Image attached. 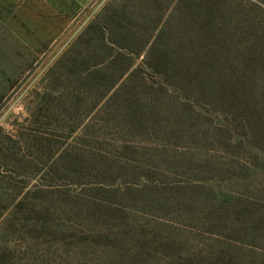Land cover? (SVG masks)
Segmentation results:
<instances>
[{
	"label": "rangeland",
	"instance_id": "374dc122",
	"mask_svg": "<svg viewBox=\"0 0 264 264\" xmlns=\"http://www.w3.org/2000/svg\"><path fill=\"white\" fill-rule=\"evenodd\" d=\"M139 4L0 2V264H264V0L172 7L164 77L110 42Z\"/></svg>",
	"mask_w": 264,
	"mask_h": 264
},
{
	"label": "trees",
	"instance_id": "16d2710c",
	"mask_svg": "<svg viewBox=\"0 0 264 264\" xmlns=\"http://www.w3.org/2000/svg\"><path fill=\"white\" fill-rule=\"evenodd\" d=\"M183 4L187 6L188 14L195 12L201 20L206 22L205 28L200 31L201 34L206 33L209 37H217L219 29L213 16L214 11L221 8L224 13L223 18L230 20L233 5H237V0H140L136 9L127 11L133 23H128L127 27L122 26L120 32H116L115 42L110 40L116 47L114 49L121 57H125L126 53H134L136 56L145 54L148 68L156 71L160 77L167 76L171 70L179 69L181 64L171 61V52L177 50V46L164 41L161 33L164 34L167 30V14L171 8L176 9ZM202 7L206 11L205 16H203ZM130 68L131 66H127L122 69L119 80L122 78L126 81L130 80L132 73L137 71L130 73ZM167 85L170 84L167 82ZM218 260L219 264H240L239 261L221 257Z\"/></svg>",
	"mask_w": 264,
	"mask_h": 264
},
{
	"label": "crops",
	"instance_id": "0c3cea01",
	"mask_svg": "<svg viewBox=\"0 0 264 264\" xmlns=\"http://www.w3.org/2000/svg\"><path fill=\"white\" fill-rule=\"evenodd\" d=\"M23 11H48L57 17H75L94 0H5ZM2 2V0H0ZM38 8H33V6Z\"/></svg>",
	"mask_w": 264,
	"mask_h": 264
}]
</instances>
